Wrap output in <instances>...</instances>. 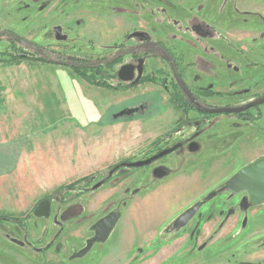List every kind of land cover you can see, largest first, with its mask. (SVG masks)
Returning <instances> with one entry per match:
<instances>
[{"label": "flooded vegetation", "instance_id": "1", "mask_svg": "<svg viewBox=\"0 0 264 264\" xmlns=\"http://www.w3.org/2000/svg\"><path fill=\"white\" fill-rule=\"evenodd\" d=\"M132 1H139V10H145L146 0ZM189 2L190 0H185L187 4L185 11L188 14L185 21L189 25L187 30L201 47L192 42L190 37L187 39V44L181 42V38L172 35V46L169 50L164 46L163 40H155L150 33L135 29L126 34V41H133L131 46L121 49L108 61L83 64L81 69L77 68L75 63L65 61L63 65H56L68 67V71L72 70L77 74L78 80L88 86L96 90L100 89V92H108L109 99L135 88L153 87L154 89L149 93H155V101L149 102L146 92L134 95L132 98L118 102L116 106L110 104L109 109L116 107L119 109L112 111L109 116L112 120L137 118L142 124L155 120L158 133L154 138L147 139L148 143L142 148V154L138 159L129 158L110 167L101 178L99 175H92L78 179L70 185L59 188L58 192H60L55 198L48 196L37 203L31 211L33 217H35V208L42 201L51 200L50 217L37 218L40 221L48 220L46 224L48 226L43 231V239L38 241L30 239L31 234L26 230L27 233L20 236L21 238L13 235L9 240L27 252L40 255L41 264H67L66 261L64 262L65 259L71 261L82 258L96 244L107 240H111L119 247L118 242L124 243L130 233L128 229H123L121 235L125 240L116 237L124 216L122 209L135 194L140 196L137 216L150 225L146 239L140 236L139 239L147 252L154 253L152 261L155 264L264 263V202L252 203L249 193L245 190L235 194L226 189L227 182L235 175L264 158V55L241 53L236 47L235 42L238 40L233 31H223L249 23L251 13L255 15L251 17L260 18L259 22L264 27V12L235 8L229 10L227 19L218 23V21L213 22L210 17L195 16L189 10L191 7ZM171 3L168 5L170 8L176 5ZM225 9L226 7L223 6L220 8L221 14H226ZM139 10L136 11L138 14ZM166 12L167 9L164 14ZM238 18L243 20H237ZM175 24L179 27L180 21H175ZM216 34L218 36L214 37ZM54 35L58 41L66 39L64 26H55ZM214 38L219 39L221 44L218 46H221L223 51L216 49L215 44L212 45ZM151 40L156 51L147 48V43ZM3 41L7 42L9 47L14 46L21 51L24 50L19 46L29 47L32 51L24 54L27 57L38 58L39 54L34 51L41 50L45 58L53 59L51 58L53 52L23 39L12 31H0V42ZM182 44H186L189 51L194 50L191 46H196L197 51L194 53L190 51L192 54L188 58L182 51L174 53V49L179 51V47L186 49ZM225 47L231 50L228 52ZM152 51L157 52L154 56L156 61L164 60L170 66L168 73L161 68L151 70L153 74L151 71L148 72L150 64L148 57ZM11 54L6 56L9 57ZM59 58L60 56L57 57ZM197 59H203L205 66L210 62L217 69L201 70ZM99 64L105 67L91 72L98 73L96 76L103 77L108 85H93L81 77V70ZM123 69L124 74L121 76ZM161 77L162 79H159ZM134 100L137 102L135 105L129 102ZM126 102L129 105L120 107ZM153 104L155 108L152 107ZM131 109L134 112L130 116H120L123 111ZM151 110L154 112L152 113ZM167 111L168 115L163 116ZM244 148L250 153L256 151L262 153L226 178L224 158L232 153L240 154ZM204 151L209 152V155L203 159L194 158ZM137 162L149 163L138 168L120 167L114 170L122 164ZM135 171L137 174L134 173ZM125 181L130 183L129 187H133V190L127 191L128 193L123 192L122 197L109 202L104 209V215L92 221L96 216L95 212L90 210L83 200H89L92 194L106 185L115 188ZM173 183H178L180 186L179 194L173 192ZM99 184L100 187L95 189ZM194 188L204 191L194 197ZM214 192L217 195L205 202V198ZM179 195H187L181 198L185 202H178ZM108 200L109 198H106L105 201ZM198 203H201V207L187 224L181 228L175 227L176 220ZM158 205L162 211L161 216L150 212ZM114 214L119 218L107 240L90 245L97 236L95 226ZM131 217L126 219L128 226H131L130 221L137 219ZM26 218L28 216L23 220ZM89 221L92 222L83 230L82 226ZM7 222L22 227L20 218L9 219ZM178 236L185 237L181 246L175 244ZM149 239H151L150 243H148ZM216 243H220L217 248H215ZM84 251L86 253L79 256ZM163 251H172V253L158 261ZM187 254H190L189 259L176 263L183 261ZM146 256L140 258L139 264L150 263L146 262ZM151 257L152 254L150 259Z\"/></svg>", "mask_w": 264, "mask_h": 264}, {"label": "rangeland", "instance_id": "2", "mask_svg": "<svg viewBox=\"0 0 264 264\" xmlns=\"http://www.w3.org/2000/svg\"><path fill=\"white\" fill-rule=\"evenodd\" d=\"M171 2L176 5L170 8L168 5L172 4ZM138 3L139 1L133 2L132 0H0V31H12L23 39L47 48L54 54L51 56L53 58L51 61L75 62L77 65L108 61L121 49L131 46L133 41H126V34L135 29L150 33L155 40H163L164 46L169 50L172 46V35L181 38L180 41L186 43L190 37L192 42L200 46L187 30L189 25L185 21L188 17L185 11L187 8L185 0H146L145 10H139ZM189 5H191L189 10L195 16L210 17L213 22L218 21V23L227 19L229 10L235 8L264 12V0H190ZM222 6L226 7L224 15L219 11ZM165 9L167 12L164 14ZM137 10L140 11L139 14L136 12ZM251 14V16H255L254 13ZM251 16L249 23L240 24L236 29L223 31H233L232 33L238 40L235 42L236 47L241 53L264 55V27L259 22L260 18L255 19ZM237 20L242 21L243 18ZM175 21H180L179 27L176 26ZM59 25L64 26V34L67 35L66 39L62 41H58L54 35V27ZM216 36L218 34L214 37ZM242 39L244 41H241ZM211 43L215 44L216 49L224 50L218 46L221 44L219 39L214 38ZM182 45L186 47V44ZM148 47L156 49L152 40L147 43ZM191 47L194 48V50H190L193 51L192 53L197 51L196 46ZM187 48L189 47L186 49L179 47V51L174 49L173 52L182 51L188 58L192 53ZM225 49L228 52L231 50L228 47ZM12 52L14 53L11 54ZM10 54L11 56H6ZM24 54L25 52L17 47H9L7 42H0V97L8 96L9 92L11 96L9 103L0 99V110L3 111L1 116L3 118L10 116L17 120L25 119V116L34 117L37 122H44L49 118V122L58 127V132H67L65 141L61 142L62 156H48L45 148L46 142H38L36 145L37 140H35L33 149L27 155L24 154L18 158L16 171L12 174H8V172L0 175V213L16 216L21 219L22 224L21 228L7 221L0 224V264H41L42 262L40 255L32 254L12 244L9 238L13 235L22 237L28 231L31 234L30 239L34 241L43 239V231L48 226H46L48 220L40 221L32 216L31 211L45 197L55 198L60 192H58L61 188L60 185L45 186L46 168L51 164L54 165L51 161L57 162L59 170H66L68 178L65 180L64 186L92 175H99L101 178L110 167L129 158L138 159L142 154V148L148 143L147 139L154 138L158 133L155 120L146 121L144 124L137 118L112 120L110 113L118 110L119 107L109 109L110 104L116 106L122 100L144 92L147 93L149 102L155 101V93H149L152 92L153 87L135 88L109 99L108 92H100V89L96 90L78 80L77 74L72 70L68 71V67L37 61L35 60L37 57H31L28 61H23L18 65L7 63L14 59H21L25 56ZM156 54L157 52L154 51L149 53L148 72L161 68L168 73L170 66L164 60L156 61L154 58ZM58 56H60L59 59H57ZM196 61L201 70L204 68L217 69L210 62L205 66L203 59ZM91 71L93 70H81L82 75L88 77L89 80L92 79L97 85H108L103 77H97ZM84 76L82 77L84 78ZM27 85L32 86V93L24 92ZM31 95L34 97V101L28 102L26 96ZM129 102L133 105L137 103L135 100ZM122 105L129 104L126 102L120 107ZM154 106L153 104L152 107L155 108ZM27 111L29 115L25 113ZM151 111L154 112V110ZM165 115H168V111L163 113V116ZM73 118H75V122L80 123L81 127L70 122L67 123ZM100 119L102 122L94 125ZM3 127L5 126L3 125ZM56 139L53 138L52 141L55 147L57 146ZM261 153L260 151L250 153L248 149L244 148L240 154L236 152V154L226 155L227 157L224 158L225 177L227 178L236 169L248 164ZM208 155L209 152L204 151L194 158L196 160L203 159ZM134 173L137 174V171ZM129 186L128 181L115 188L106 185L92 194L89 200H83L88 208L95 212L96 216L92 221L104 215V209L109 202H114L122 197L123 192L128 193L133 190V187ZM203 191L195 189L194 197ZM173 192L180 193L178 183H173ZM185 196L178 197V202H185V200H181ZM106 198L109 200L105 201ZM139 198L140 196L135 194L133 199L122 209L124 216L116 237L125 240L122 230L128 229L130 233L124 243L118 242L119 247H117L111 240H107L104 243L96 244L84 257L71 261L65 259L64 262L66 261L67 264H139L140 258L147 255L146 262L155 264L152 261L154 253L147 252L139 239V236L146 239V233L150 226L148 222L137 216ZM159 208L158 205L152 211L150 210L151 214L161 216L162 211ZM26 216L28 218L23 220ZM128 217L137 218L130 221L131 226H128L126 221ZM92 221L82 226V229L84 230ZM151 239L148 243L151 242ZM184 240V236H178V241L175 242L176 246L183 245ZM36 244H40V242H36ZM218 245L220 246V243H216L215 248ZM170 253L172 251H163L158 261L163 260ZM49 258L51 257L49 256ZM189 258L190 254H187L183 261H176V263L185 262Z\"/></svg>", "mask_w": 264, "mask_h": 264}, {"label": "crops", "instance_id": "3", "mask_svg": "<svg viewBox=\"0 0 264 264\" xmlns=\"http://www.w3.org/2000/svg\"><path fill=\"white\" fill-rule=\"evenodd\" d=\"M24 89H25L24 92L32 93L31 85H27ZM26 97L28 102L34 101V97L32 95ZM0 99L1 101L3 100L9 103V100H11L10 92L8 96L0 97ZM2 112L0 110V175L8 172H9L8 174H12L14 171H16L18 158L20 156H23L24 154L27 155L28 152L33 149L34 146L33 141L35 142V140H37L36 145L38 142H42V143L46 142L45 148L47 149L46 151L48 156L50 157L62 156L61 154H63V151H62L61 142L65 141L66 138L65 133L67 131H62L61 133L58 132L59 130L58 127L51 124L48 120L49 118L46 119L44 122H37V120H35L34 117L28 118V116H25V119L17 120L16 118L10 116L3 118L1 116L3 114ZM4 112L7 113V111ZM25 113L29 115L28 111ZM74 120L75 118L70 119L69 121H67V123L70 122L75 124L77 127H81L80 123L75 122ZM100 122H102L101 119L98 122H95L94 125H97ZM3 125L5 127H3ZM53 138H57L55 140L57 142L56 147L52 144ZM11 159L12 161H10ZM51 163H54V165L51 164L50 167L47 166L45 171L47 178L45 186L46 187H55L56 185H60V187L64 186L65 185L64 183H66L65 180L68 178L66 174L67 172H65L66 170L64 171L63 169L59 170L56 165L57 162L54 160L51 161ZM74 173H76V171ZM9 216L18 218L13 215H9Z\"/></svg>", "mask_w": 264, "mask_h": 264}, {"label": "water", "instance_id": "4", "mask_svg": "<svg viewBox=\"0 0 264 264\" xmlns=\"http://www.w3.org/2000/svg\"><path fill=\"white\" fill-rule=\"evenodd\" d=\"M59 34V30H57ZM25 44H28L25 42ZM32 46V45H30ZM33 47V46H32ZM124 74V69L121 71V76ZM125 80V79H124ZM127 81V80H125ZM134 112L133 109L123 111L120 116L124 115L130 116ZM149 162L141 163H132V164H122L117 166L114 170L119 169L120 167H130V168H138L144 165H147ZM101 184L95 187H100ZM226 189L233 193H239L241 191H247L250 195L252 203L260 204L264 202V158L258 160L257 162L249 165L240 171L237 175H235L230 181L226 184ZM217 193H211L209 196L205 198V202L211 200L215 197ZM201 207V203L196 204L195 206L188 209L183 215H181L175 222L174 226L177 228H181L187 224V222L197 213L199 208ZM51 214V200L47 199L42 201L34 210V216L36 218H49ZM119 216L117 214L110 215L107 218L103 219L95 226V230L97 231V236L92 240L90 245L95 242H104L109 237V234L113 230L116 225V221ZM86 253L79 254V256H83Z\"/></svg>", "mask_w": 264, "mask_h": 264}, {"label": "trees", "instance_id": "5", "mask_svg": "<svg viewBox=\"0 0 264 264\" xmlns=\"http://www.w3.org/2000/svg\"><path fill=\"white\" fill-rule=\"evenodd\" d=\"M22 50L25 51V53H27V51H32V49H30L29 47H26V46H19ZM37 50H35L34 52L39 54L40 57L36 58L35 60L37 61H42V62H45L47 64H52V65H63L62 63L58 62V61H51L47 58L44 57V54H43V51L41 50H38L39 52H36ZM28 59H30V57H27V56H23L21 59H14V60H11L10 62H7L11 65H18L20 63H22L23 61H28ZM75 63V62H74ZM76 67L81 69V65H77L76 64ZM105 67V65H96V66H87L86 69H89V70H100V68H103ZM96 74L98 73H95L94 75L96 76ZM83 75H81L82 77ZM83 78V77H82ZM84 78L90 83V84H93V85H97L92 79L89 80L88 77L84 76ZM63 190V188L61 189ZM9 219H14V217L12 216H9V215H5V214H0V222H5V221H8Z\"/></svg>", "mask_w": 264, "mask_h": 264}]
</instances>
